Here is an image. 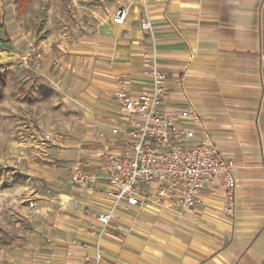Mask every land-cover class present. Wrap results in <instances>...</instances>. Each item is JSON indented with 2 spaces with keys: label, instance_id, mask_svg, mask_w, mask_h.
<instances>
[{
  "label": "crops",
  "instance_id": "0c3cea01",
  "mask_svg": "<svg viewBox=\"0 0 264 264\" xmlns=\"http://www.w3.org/2000/svg\"><path fill=\"white\" fill-rule=\"evenodd\" d=\"M32 1L19 4L27 8ZM118 1L128 9L123 26L113 23L117 8L98 39L62 43L76 55L58 67L45 58L41 71L28 69L73 106L74 137L56 145L57 165L36 167L39 184L27 195L35 206L21 211L25 229L0 238V263H94L98 218L112 205L103 152L120 145L116 79L137 82L136 90L148 80L145 64L154 44L142 29L146 3L158 64L169 80L165 108L184 125L193 124L187 108L201 115L194 143L208 142L234 162L237 187L231 196L219 180L195 207L179 212L154 202L124 204L100 241L101 264H264V0ZM6 2L0 0V18ZM19 40L20 60L28 43ZM40 46L49 53L47 41ZM87 53L94 57L82 56ZM76 165L94 177L91 184L70 182Z\"/></svg>",
  "mask_w": 264,
  "mask_h": 264
},
{
  "label": "built area",
  "instance_id": "2783aa9c",
  "mask_svg": "<svg viewBox=\"0 0 264 264\" xmlns=\"http://www.w3.org/2000/svg\"><path fill=\"white\" fill-rule=\"evenodd\" d=\"M145 2V1H144ZM142 29L153 41L154 49L146 59V82L136 90L137 82L125 76L116 79V101L123 112L116 129L120 145L113 151L103 152L106 197L111 207L98 218L99 232L93 264L104 258L100 241L115 218L116 211L128 206L144 207L149 202L171 211L179 212L196 206L200 194L209 186L223 180L228 193L233 196L237 187L235 164L225 160L208 142H197L193 126L201 125V115L192 107L186 115L193 123L184 125L165 108L170 94L167 75L160 69L155 49V30L147 4ZM128 19V9L120 7L113 19L123 26ZM45 56L33 42L21 56L23 68L39 72ZM94 177L84 172L83 165H76L70 182L75 186L91 184ZM32 207L34 203H30ZM2 264V263H0Z\"/></svg>",
  "mask_w": 264,
  "mask_h": 264
},
{
  "label": "rangeland",
  "instance_id": "374dc122",
  "mask_svg": "<svg viewBox=\"0 0 264 264\" xmlns=\"http://www.w3.org/2000/svg\"><path fill=\"white\" fill-rule=\"evenodd\" d=\"M6 1L0 18V64H6L0 70V238L5 241L9 232L25 229L21 211L34 208L27 195L39 184L33 177L36 167L57 165L56 145L74 137L73 106L52 83L21 66L19 38L41 50L47 41L50 51L42 52L58 67L76 55L64 52V41L72 46L98 39L107 17L120 8L118 0H33L27 8L19 0ZM13 33L16 40L10 37Z\"/></svg>",
  "mask_w": 264,
  "mask_h": 264
},
{
  "label": "trees",
  "instance_id": "16d2710c",
  "mask_svg": "<svg viewBox=\"0 0 264 264\" xmlns=\"http://www.w3.org/2000/svg\"><path fill=\"white\" fill-rule=\"evenodd\" d=\"M27 1H31V0H27ZM0 96H1V93H0Z\"/></svg>",
  "mask_w": 264,
  "mask_h": 264
}]
</instances>
